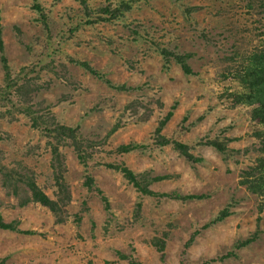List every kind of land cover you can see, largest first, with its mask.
Listing matches in <instances>:
<instances>
[{
    "label": "rangeland",
    "instance_id": "1",
    "mask_svg": "<svg viewBox=\"0 0 264 264\" xmlns=\"http://www.w3.org/2000/svg\"><path fill=\"white\" fill-rule=\"evenodd\" d=\"M86 1L94 9L119 3L129 4L130 9L122 17L72 33L69 29L76 23L69 17L82 13L79 1L40 0L51 24L47 36L35 23L38 18L32 0H0L1 36L10 69L14 75L22 66L38 71L37 76L20 74L19 83L24 85L20 93L29 90L22 99L29 97V105L54 115L60 123L78 126L82 137L103 140L113 129L107 138L108 150L124 143L141 145L118 158L134 172L169 175L171 180L155 182L153 189L177 188L207 196L184 202L141 199L118 173L88 162L96 185L108 197L112 215L107 218L99 198L87 194L83 186V167L73 149L58 143L71 195L67 220L58 224L39 204L19 207L0 186L3 220L17 221L18 228L35 232L0 230V258H5L6 264H129V259L142 264L202 263L233 250L237 242L256 231L255 240L235 249L234 256L206 264H264V211L257 213V198L238 183L240 170L259 155L252 134L255 127L244 109L231 106L223 94L236 91L235 84L220 81L217 74L227 65L221 59L228 55L231 44H244L241 39L247 35L241 28L259 25L253 10L246 8L245 0ZM224 4L233 10L221 12ZM160 48L192 54L187 63L193 74H184L172 55L164 59ZM53 49H58L56 54ZM67 55L88 62L103 76H94L69 61ZM2 78L0 62V85ZM104 79L131 88L118 90ZM14 99L20 102L19 96ZM168 112L172 114L161 133L189 144L192 152L202 157L201 162H186L170 145L154 146L157 120ZM12 115L13 119L5 116L11 122L0 120L2 162H20L54 197L47 137L31 128L24 114ZM221 131L232 139L227 149L239 150L233 158H222L202 142L193 147L197 139ZM83 200L88 210L81 212L75 228L71 214L80 213ZM224 208L230 213L222 217ZM206 223L184 249L190 233ZM159 239H163L161 250ZM116 251L129 259H121Z\"/></svg>",
    "mask_w": 264,
    "mask_h": 264
},
{
    "label": "trees",
    "instance_id": "2",
    "mask_svg": "<svg viewBox=\"0 0 264 264\" xmlns=\"http://www.w3.org/2000/svg\"><path fill=\"white\" fill-rule=\"evenodd\" d=\"M82 8V13L75 15L74 18L69 17L71 22L75 25H71L69 29L70 32H74L86 25H96L101 21H109L112 18L122 17L129 9L130 5L127 3H119L116 7H109V5H103L92 7L88 4L86 0H78ZM244 1V0H243ZM227 4V3H226ZM226 4L222 5L220 8L221 12L228 11L227 14L232 11V7H228ZM246 8L253 10L252 14L256 15V22L259 23L257 27L253 29L242 27L241 33L245 34V38L241 39L244 44L232 43L231 49L228 55L222 57V61L227 62V65L222 70H217V74L220 81L230 80L235 84L237 88L236 91H225L223 93L229 98L230 105L233 107L243 108L246 114V118L250 123H253V136L257 139L259 152L258 157L254 159L251 165H248L245 169L240 170L238 173V183L243 186L247 193L254 195L258 202L256 203L257 213L261 214L264 211V131H257L259 126L264 127V0H245ZM31 7L35 10V14L38 19H35V23L39 25L46 32L48 36L49 31H51V24L48 22V17L42 11L43 7L40 4V0H32ZM197 7L195 6L194 9ZM71 23H69L70 25ZM247 33V34H246ZM1 25H0V62L3 68V84L0 85V120H8L6 115L13 119V113L24 114L27 117V122L31 128L37 129L41 135L47 137L46 146L50 152L48 159V167L51 171L53 179L55 181L56 192L54 197H50L45 190L37 182L36 176L28 171L26 168L20 165V162L3 163L0 158V186L4 191L5 196L13 197L19 207L26 206L29 203L39 204L50 211L52 216L56 218L58 224H63L67 220L69 213L67 211V206L71 200L70 191L64 180V164L63 156L58 148V143L62 145H68L73 149L77 162L83 167V186L87 191V194L94 195L99 198L102 208L106 214L107 218L112 215L110 203L106 194L96 185L93 176L90 173L88 162L91 164L103 165L106 168L118 173L121 178L131 185L134 191L141 199H149L156 202L162 200H177L186 201L192 199H203L207 196L206 193H184L177 188L170 189L167 191H158L153 189V183L168 180L169 175H151L148 171L144 172H134L124 161H120L118 156L122 153L130 152L141 145L124 143L119 144L113 149H107L108 142L107 138L110 133L106 134L103 140H94L88 137H82L78 126H70L64 123H60L56 120L54 115H49L40 112L29 105L30 99H25L22 97L28 96V91L24 89V85L19 83L21 79L20 74L24 75H35L38 73L35 67L22 66L17 70L16 75L10 69L8 60L4 51V43L1 36ZM250 34V35H249ZM241 36V34H240ZM239 36V37H240ZM239 40V39H238ZM255 40V44H254ZM237 41V40H236ZM61 44V43H60ZM249 45V47H247ZM28 47V45L26 46ZM55 49H53L54 51ZM56 49L54 54H56ZM160 52L164 59L169 54L174 57L175 62L180 66L181 71L190 75L193 71L187 59L192 56L190 53H174L171 50H165L160 48ZM69 61L83 67L85 70L101 78L103 75L100 74L96 69H94L88 62L80 60V58H75L73 56L67 55ZM105 82L113 88L118 90H128V86L125 85H115L111 83L110 80L104 79ZM19 96V103H17L14 97ZM221 96V95H219ZM23 102H27L23 105ZM171 112L157 120V125L153 132V142L154 146L161 148L166 145L175 150L179 156H181L186 162L190 164L199 163L202 161V157L192 152V147L176 138L166 136L161 133L164 124L170 119ZM201 119V117H199ZM187 129V126H181ZM221 133L216 134L213 137L205 135L202 137V141L197 139L193 142V147L200 146L201 142L210 145L217 152H219L222 158H233L234 153L239 152V150L227 149L226 144L232 139L229 137L221 136ZM57 137V141L53 142V139ZM2 152V150H0ZM105 154V155H102ZM103 156V157H101ZM96 160V161H95ZM96 162V163H95ZM171 180V179H170ZM2 201L0 200V205ZM137 208L140 207V203H137ZM85 206V200L82 201V210L79 212H73L71 214V223L74 224L75 228L79 227L80 216L82 211H87ZM230 212L224 208L221 210L222 217L228 215ZM220 219V218H219ZM259 220V217H258ZM208 223L201 227L195 228V230L190 233V237L184 243V249H186L192 242L194 237L207 226ZM0 230L14 231L22 234H34L33 230H22L18 228L17 221H4L0 216ZM78 230V229H77ZM256 231L249 237L237 242L234 245L233 250L226 251L222 255H218L208 261L202 263H190V264H206L209 261L224 260L230 256H234V250L243 246H246L253 240H255ZM158 243L160 245L158 250H161L163 245V239H159ZM121 259H129L126 254L116 251ZM129 264H142L139 261L129 259ZM0 264H6L5 258H0Z\"/></svg>",
    "mask_w": 264,
    "mask_h": 264
}]
</instances>
